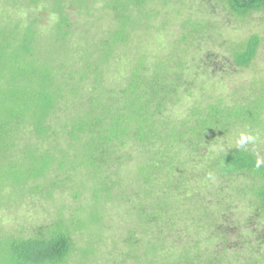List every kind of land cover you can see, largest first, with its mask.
<instances>
[{
	"label": "trees",
	"instance_id": "1",
	"mask_svg": "<svg viewBox=\"0 0 264 264\" xmlns=\"http://www.w3.org/2000/svg\"><path fill=\"white\" fill-rule=\"evenodd\" d=\"M209 1L222 3L237 18L264 11V0ZM100 2L99 9V0H0L4 5L0 10V208L11 209L12 201H21L27 193L52 197L67 182L75 185L76 199L90 189L94 202L86 216H60L28 237L0 232V264L76 262L80 250L76 232L86 226L103 228L101 198L110 199L116 190L128 205V197H134L131 207L140 225L155 230L147 252L153 257L151 264H158L156 256L162 257L163 247L158 244L172 233L179 234L185 216V223L193 224L186 228L195 226L196 235L203 233L205 242L183 247L172 264H264V160L255 145L264 140V87L262 94L235 105L202 101L187 117L170 119L169 108L180 104L182 94L192 91L194 84L184 64L173 61L177 53L169 60L162 58L152 73L146 57H141L127 71L130 76L124 86L119 81L115 87L108 85L104 71L114 65L119 48L130 44L133 32H151L150 19L144 17H152L151 5L185 6L186 0ZM41 5L57 18L49 39L40 31L39 18L31 16L26 26L14 18L23 7L35 10ZM73 6L87 16L84 35L100 32L107 10L114 17L110 26L117 29L111 28L108 37L97 42L89 38L93 44L82 38L71 49L68 39L76 37L70 29ZM186 22L193 32L204 26L201 21ZM193 32H187L183 42ZM260 43L261 37L253 35L231 48L234 64L252 66ZM74 50L86 53L80 67L69 58ZM28 128L34 130L32 139L24 136ZM230 134L247 135L251 146L239 139L226 149L211 150L214 141ZM137 145L143 148L144 159L135 166L130 187L134 194L128 196L123 170L131 161L127 150ZM81 172H89L94 181L81 177ZM113 178L119 181L111 185ZM199 178L205 179L204 189L194 185ZM240 204L249 214L236 221ZM82 250L84 259L77 264H89L93 249Z\"/></svg>",
	"mask_w": 264,
	"mask_h": 264
},
{
	"label": "rangeland",
	"instance_id": "2",
	"mask_svg": "<svg viewBox=\"0 0 264 264\" xmlns=\"http://www.w3.org/2000/svg\"><path fill=\"white\" fill-rule=\"evenodd\" d=\"M102 4L103 2L99 0L97 7L99 9L102 8ZM159 5L157 8V3L155 2L148 8L152 17H150V14L149 17L144 16L145 19H150L151 32L148 34L140 30L133 32L130 44L119 48L114 65L110 66L111 68H109L107 73L104 71L108 85L115 87V81H119L124 86L126 84L124 81L130 76L127 71L130 68L134 69L141 57H146L147 67L152 73V70L162 58L165 61L169 60L172 53L175 52L179 56L174 58L173 61L184 64L182 68H184L190 77V81H193L194 84L192 91L187 92L185 95L182 92L183 96L180 104L169 108L166 114L170 119L181 120L187 117L191 109L202 101L207 102V100H210L214 103L221 100L225 104L235 105L245 99L254 98V95L263 93L264 11L256 12L245 18H237L230 14L222 3L210 2L209 0H186L185 6L173 3L168 6L163 5L161 2ZM2 6H4L3 3H0V10H3ZM46 7L41 5L35 10L34 8L23 7L14 17L16 18L15 21H21L23 22L22 26H26V22L31 20V16L32 18H39L40 31L45 39H49L51 30L57 23V18ZM80 10L78 7L73 6L70 12V29L76 35V37L68 39L71 49L74 48L75 43L78 45V41L82 38H87L83 42L93 44V42L89 43L91 41L89 38L95 37L97 42L103 39L104 36L108 37V32L111 28L117 29L114 24L110 26L109 21L114 17L111 14L112 12L107 10L106 18L101 22L103 27L100 32L98 34H95V31L89 34L86 32L84 35L83 31L87 30V26H85L87 16L84 14L79 15ZM155 13L157 14L155 15ZM8 14L10 13L7 12ZM7 18L5 16L3 19L7 20ZM189 19L197 22L201 21L204 26L193 32L194 28L192 26L186 28L184 24L186 21L188 23ZM144 24L147 25V21ZM104 30L107 31L103 32ZM190 31L193 32L190 39L183 42V37ZM77 34L79 37H77ZM253 35L261 37L259 53L252 66L239 68L233 62L231 48L243 44ZM45 50L48 53L53 52L48 47H45ZM74 51L69 58L71 62H78V67H80L81 55L85 56L86 53L81 52L80 55L78 54L79 51ZM91 53H93V50L88 48L87 54L91 55ZM63 112L65 111H61V113ZM26 131L29 134L24 135L22 132L20 136L23 137L24 135L26 138L32 139L34 136L33 128H28ZM239 139L243 140L242 144L249 142V137L245 134L242 138L236 134H230L229 137L214 141L211 150L226 149L230 144L238 142ZM251 144L250 140L249 146ZM255 145L264 160V140H257ZM62 146H66V142H63ZM127 151L131 153V161L126 164L123 175L125 176L124 183L129 196L134 194L130 193L132 192L130 188L132 181L135 180L132 173L138 162L144 159V151L138 145L129 148ZM146 154L148 155V153ZM11 155H15L14 152ZM189 167L192 169L191 164ZM194 170L195 168H193ZM191 174L195 177V172H191ZM81 175V177H87L89 181H94L89 178V172H81ZM118 181L113 178L109 183L113 185L118 183ZM204 182V178H199L194 185L198 189H204L207 186ZM74 186L67 182L66 188H57L52 192V197L41 198L38 194L27 193L21 201H18L19 198L16 201H12L11 209L0 208V232L28 237L40 226L52 224L60 219V216L68 219L79 217L82 214L86 216L91 209L90 207L94 204L92 191L90 189L83 190L80 198L76 199L72 188ZM210 187L211 185L209 184L207 189L211 190L212 188ZM11 189L8 188L7 191ZM118 195L119 192L116 190L110 199L101 198L104 226L103 228L92 226L88 229L86 226L82 231L76 232L75 239L78 242V248L81 251H84L82 250L83 248L90 247L93 249L89 264H151L153 257L152 255H147V252L152 249L151 240L154 241L155 230L150 229L148 226L140 225L137 213L131 207V200L134 197H128V205L126 198L121 197L122 194L118 198ZM80 205H82V209H77ZM248 214L249 210L240 204L235 220H246ZM185 219L186 216L183 221H180L182 226L178 229L179 234L172 233L163 243L158 244L163 247V250L159 249V255L162 257L156 256L154 258L158 264H172L173 259L174 261L177 259V251L180 252L183 247L192 246L195 242L200 243L202 239L205 242L203 233L196 235L195 226L189 227L190 229L186 228V225L190 226L193 224L190 222L188 224L185 223ZM246 233L247 236L250 235V230H246ZM133 243L136 244L133 245ZM206 244L201 243V246L204 247ZM80 250L77 253L76 262L71 261L70 264H77L83 261L84 256H81ZM170 257L171 259H169Z\"/></svg>",
	"mask_w": 264,
	"mask_h": 264
}]
</instances>
